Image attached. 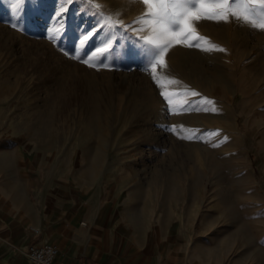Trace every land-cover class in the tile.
Segmentation results:
<instances>
[{
  "label": "rangeland",
  "instance_id": "1",
  "mask_svg": "<svg viewBox=\"0 0 264 264\" xmlns=\"http://www.w3.org/2000/svg\"><path fill=\"white\" fill-rule=\"evenodd\" d=\"M146 11L143 0H0L3 191L83 195L180 264L194 251L264 264V29L193 19L202 48L225 51L173 44L161 65Z\"/></svg>",
  "mask_w": 264,
  "mask_h": 264
},
{
  "label": "crops",
  "instance_id": "2",
  "mask_svg": "<svg viewBox=\"0 0 264 264\" xmlns=\"http://www.w3.org/2000/svg\"><path fill=\"white\" fill-rule=\"evenodd\" d=\"M32 184L36 188L37 181ZM3 188L0 181V264H32L27 248L43 242L58 247L63 264H180L166 258L164 243L141 238L140 229L134 231L126 221L102 220L99 207L89 210L83 195L74 204L71 194L50 184L38 201L28 196L21 202ZM194 252L189 264H212V256L197 260Z\"/></svg>",
  "mask_w": 264,
  "mask_h": 264
},
{
  "label": "snow or ice",
  "instance_id": "3",
  "mask_svg": "<svg viewBox=\"0 0 264 264\" xmlns=\"http://www.w3.org/2000/svg\"><path fill=\"white\" fill-rule=\"evenodd\" d=\"M146 5L145 16L149 19H140V23L146 25L151 30V35L144 37L147 45H152L153 50L158 53L156 63L164 64V55L173 44H185L189 47L202 48L199 41L207 43L206 38L195 34V29L190 23L191 20L210 19L214 21L229 20V16L236 19H242L250 23L253 27L264 29V0H250L249 4H236L235 0H200L198 4L190 2V0H175L170 3L169 0H143ZM109 23H111L109 21ZM178 26V27H176ZM94 35V34H92ZM90 36L85 37V41L89 40ZM195 41V43H194ZM108 45L103 48H98L97 53L103 54L109 50ZM204 51H225L223 48L214 44H209L202 48ZM153 78L155 79L156 64H152ZM158 84L161 81L157 80ZM169 84L178 83L175 80L167 81ZM162 86V84H161ZM185 92L184 95H188ZM195 96L198 93L191 92ZM161 95L168 100L169 104L173 103L172 94L167 91H162ZM202 103L211 105L210 109L216 111L213 101L204 99ZM218 135V133H216ZM187 139H192L194 136L189 134ZM227 139V138H225Z\"/></svg>",
  "mask_w": 264,
  "mask_h": 264
},
{
  "label": "built area",
  "instance_id": "4",
  "mask_svg": "<svg viewBox=\"0 0 264 264\" xmlns=\"http://www.w3.org/2000/svg\"><path fill=\"white\" fill-rule=\"evenodd\" d=\"M37 232V229H32ZM58 247L54 243L32 244L27 248V256L32 264H63L58 257Z\"/></svg>",
  "mask_w": 264,
  "mask_h": 264
},
{
  "label": "bare ground",
  "instance_id": "5",
  "mask_svg": "<svg viewBox=\"0 0 264 264\" xmlns=\"http://www.w3.org/2000/svg\"><path fill=\"white\" fill-rule=\"evenodd\" d=\"M195 54H196V52H195ZM195 54H194V55H195ZM192 55H193V54H192ZM198 55H199V54H198ZM196 57H197V56H196ZM198 59H199V58H198ZM194 60H195V59H194ZM191 62H192V61H191ZM194 65H195V64H194ZM220 81H223V80L220 78ZM219 85H220V84H219ZM221 88H222V86H221Z\"/></svg>",
  "mask_w": 264,
  "mask_h": 264
}]
</instances>
